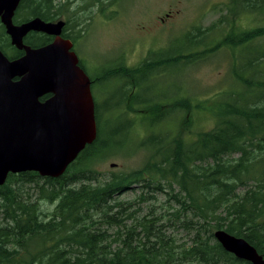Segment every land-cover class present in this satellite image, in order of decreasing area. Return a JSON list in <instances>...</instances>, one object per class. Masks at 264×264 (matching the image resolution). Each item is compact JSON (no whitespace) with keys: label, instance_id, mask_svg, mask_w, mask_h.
Listing matches in <instances>:
<instances>
[{"label":"trees","instance_id":"1","mask_svg":"<svg viewBox=\"0 0 264 264\" xmlns=\"http://www.w3.org/2000/svg\"><path fill=\"white\" fill-rule=\"evenodd\" d=\"M56 1L21 0L15 22L32 17L52 21L64 13L63 36L74 40L70 33L81 20L72 17L79 18L76 13L86 0H61L59 5ZM70 2H78V7L63 11L62 6ZM96 3L93 0L81 9L90 10ZM227 9L228 18L223 15L219 27L213 24L189 32L188 43L172 50V55L150 52L136 68L122 64L91 77L92 88L116 75L132 78L119 102L105 103L103 109L111 113L128 107L141 113L144 107L147 114H140V120H151L152 131L138 139L137 145L147 151L148 158L143 166L110 177L97 170V160L116 142L110 132L104 135V127L111 122L102 117L94 98L97 137L61 176L10 173L0 185V264H253L223 248L214 236L220 228L244 237L264 256V43L252 45L264 37V26L234 28L237 16L246 10L264 11V0H230ZM218 33L220 41L207 47L211 42L206 38ZM52 37L37 32L24 41L40 46ZM221 47H243L252 57L242 68L241 58L234 56L232 76L241 81L240 88L222 91L206 106L214 117L211 129L198 132L195 138L186 137V129L191 130L194 123L193 107L202 108L201 101L179 97L166 111L162 101L137 100L138 89L163 66L188 65ZM0 49L10 59L23 54L1 24ZM180 109L181 120L175 127ZM163 113L167 114L162 120L150 119L151 114ZM169 117L177 130L154 129ZM124 118L125 126L119 130H125L128 137L137 122ZM131 189L140 192L132 199L122 198ZM158 194H165V199ZM179 233L185 235L184 240Z\"/></svg>","mask_w":264,"mask_h":264},{"label":"rangeland","instance_id":"2","mask_svg":"<svg viewBox=\"0 0 264 264\" xmlns=\"http://www.w3.org/2000/svg\"><path fill=\"white\" fill-rule=\"evenodd\" d=\"M60 1L57 0L55 3L59 5ZM92 1L86 0L81 8L89 3L92 4ZM229 3L230 0H98L90 10L89 7L86 10L79 8L76 13L79 18L73 15V21L81 20L75 23L74 31L70 33L75 41L73 48L89 77L96 78L108 68L119 67L122 64L127 68H136L150 55V52H169V55H172L174 53L172 50L181 47L182 43L184 45L188 43L186 40L189 38V32L194 33L196 28H209L213 24H218L223 15L228 18ZM76 7L78 2H70L63 5L62 10L66 11L67 8L75 10ZM60 19L67 21V16L62 13L52 21ZM263 26L264 11L246 10L238 15L234 22V28L239 31ZM229 29L226 28L225 31ZM218 34L206 38L207 42L210 40L211 43L204 44L207 47L215 46L222 35ZM216 38L218 40L215 41ZM263 43L264 37H258L252 45ZM234 56L239 60L241 58L242 68L252 57L250 50L243 47L234 50L231 47H221L200 59L193 60L188 65L183 62L165 65L159 74H153V77L138 89L137 100L145 103L152 100V102L162 101L168 107L166 111L170 109L172 101L179 97L191 98L193 103L201 101L204 105L202 108H197L193 104L194 123L191 130L186 129V137L195 138L198 132L214 126V117L206 108L210 106L211 100L220 97L222 91L240 88L241 81L232 76ZM129 80L132 78L125 76L118 78L116 75L92 88L94 98L100 105L102 117L111 122V126L104 127V135L110 132V136L116 142L108 146L107 153L97 160L96 168L104 177L139 168L148 158L147 151L137 145V140L147 135L152 126L151 120H140V114H147V111L143 110L144 107L141 113L133 109L129 110L128 107L127 110H113L111 113L103 109L105 103L109 106L119 102L124 88H127L126 84L130 83ZM181 113L180 109L175 115V127L179 125ZM166 114L156 116L151 114L150 119L155 120L160 117L157 120L159 121ZM119 116H123L121 121L117 119ZM124 117L132 120V123L137 122L131 129L130 135L128 130V137L130 136L131 140L126 136L125 130L121 132L119 130L125 126ZM169 119L172 117L160 127L154 125V129L157 131L160 128L162 131L171 132L177 130L176 128L174 130V123ZM111 127L117 128V131L111 132ZM139 192V189L137 191L131 189L124 193L122 198L132 199ZM158 196L162 198L161 200L165 199V194ZM46 206L48 207L49 203ZM179 237L184 240L185 235L179 233Z\"/></svg>","mask_w":264,"mask_h":264},{"label":"water","instance_id":"3","mask_svg":"<svg viewBox=\"0 0 264 264\" xmlns=\"http://www.w3.org/2000/svg\"><path fill=\"white\" fill-rule=\"evenodd\" d=\"M20 1L0 0L11 43L25 51L10 59L0 49V185L10 173L61 176L98 132L91 78L80 66L73 42L62 36L66 21L34 17L15 24ZM30 31L55 38L31 47L24 43ZM47 94L51 96L41 100ZM214 236L237 258L264 264V256L244 237L222 228Z\"/></svg>","mask_w":264,"mask_h":264},{"label":"flooded vegetation","instance_id":"4","mask_svg":"<svg viewBox=\"0 0 264 264\" xmlns=\"http://www.w3.org/2000/svg\"><path fill=\"white\" fill-rule=\"evenodd\" d=\"M19 7V6H18ZM18 7H17V9L15 10V13H14V16H13V22L15 23V24H21V23H23V22H25V21H28V20H30V19H32V18H34V17H32V18H29L28 20H25V21H22V22H19V23H16L15 22V19H16V15H17V12H18ZM46 21H48V20H46ZM0 24L2 25V26H4V24L2 23V21H1V16H0ZM65 27V26H64ZM4 28H5V26H4ZM63 30H64V28H63ZM5 31H6V28H5ZM37 32H39V31H30L27 35H25V37H34L35 36V34L37 33ZM6 33H7V31H6ZM42 33H44V32H42ZM8 34V33H7ZM47 34V33H46ZM49 35V34H48ZM9 36V35H8ZM51 36H53V35H51ZM62 36H63V32H62ZM25 37H24V39H25ZM64 37V36H63ZM9 38H10V36H9ZM54 38H55V36H53L52 37V39H51V41L50 42H52L53 40H54ZM64 38H67V37H64ZM11 39V38H10ZM68 39H70L72 42H73V44H75V41L72 39V38H68ZM50 42H48V43H50ZM24 43H25V41H24ZM47 43V44H48ZM26 44V43H25ZM13 45V44H12ZM27 45H29V44H27ZM43 45H46V44H43ZM14 46V45H13ZM31 46V45H30ZM40 46H42V45H40ZM40 46H31V47H40ZM73 47H74V45H73ZM17 48V47H16ZM18 49V48H17ZM73 50H74V48H72ZM19 50H22V49H19ZM25 53V51L23 50V54ZM22 54V55H23ZM21 55V56H22ZM18 58V57H17ZM79 64H80V66L85 70V68H84V65L82 64V62H81V60H80V62H79ZM86 71V70H85ZM91 78V77H90ZM91 82H92V80H91ZM51 96V94H47V95H45V96H43V97H41V100H45V99H47L48 97H50ZM43 98V99H42Z\"/></svg>","mask_w":264,"mask_h":264}]
</instances>
